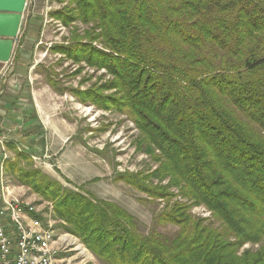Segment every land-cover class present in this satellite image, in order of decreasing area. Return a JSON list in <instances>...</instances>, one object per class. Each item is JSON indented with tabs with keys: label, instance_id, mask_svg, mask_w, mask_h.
Returning <instances> with one entry per match:
<instances>
[{
	"label": "trees",
	"instance_id": "1",
	"mask_svg": "<svg viewBox=\"0 0 264 264\" xmlns=\"http://www.w3.org/2000/svg\"><path fill=\"white\" fill-rule=\"evenodd\" d=\"M55 1L67 5L52 18L93 26L72 27L69 44L52 49L113 76L104 87L115 94L75 95L129 114L159 150L157 170L117 179L163 199L157 222L179 229L142 235L119 205L40 169L15 165L18 179L109 264H264V0ZM198 205L212 216H195Z\"/></svg>",
	"mask_w": 264,
	"mask_h": 264
},
{
	"label": "rangeland",
	"instance_id": "2",
	"mask_svg": "<svg viewBox=\"0 0 264 264\" xmlns=\"http://www.w3.org/2000/svg\"><path fill=\"white\" fill-rule=\"evenodd\" d=\"M35 3L40 2L28 1L25 21L16 39L14 61L23 58L27 68L23 72L24 76L17 75L16 80L17 84L24 86L25 81L32 77L30 87L41 90L47 110L52 113V120L59 125L58 128L54 126L55 130L48 131L42 150H30L14 144L12 153L6 156L5 163L3 161L8 173L2 170L8 182L5 188L14 190L18 199L34 202L44 208L46 220L56 237L65 240L64 246L67 247L60 255L66 264L109 263L89 249L80 237L66 230L67 222L57 215L54 201L43 198L30 186L23 184L18 179L15 165L26 171L40 169L72 191L86 195L90 193L119 205L135 217L136 229L142 235L155 230L169 237L175 236L179 229L177 226L157 222L165 209L163 199L152 198L146 192L117 179L126 171L148 175L157 170L160 165L157 159L159 150H152L144 142L141 130L129 114L98 105L91 98L83 101L82 96L75 95L76 91L89 92L97 87L102 88L103 95H113L115 89L104 87L113 76L104 68L91 66L86 60L78 61L52 49L56 45L69 44L73 38L72 27H78L83 32L93 26L92 23L77 21L70 23L71 28L66 27L50 16V12L61 11L67 5L55 0H46L42 18L30 22V4ZM93 43L102 48L100 42ZM50 73L60 90H55L49 83ZM8 144L4 147L7 148ZM150 182L154 185H169V177L162 181L152 177ZM169 191L178 192L174 186ZM178 198L182 200L180 197L175 199ZM191 212L195 216H212L204 205L194 206ZM215 224L218 225V222ZM258 246L247 243L243 250Z\"/></svg>",
	"mask_w": 264,
	"mask_h": 264
},
{
	"label": "crops",
	"instance_id": "3",
	"mask_svg": "<svg viewBox=\"0 0 264 264\" xmlns=\"http://www.w3.org/2000/svg\"><path fill=\"white\" fill-rule=\"evenodd\" d=\"M39 2L30 4L32 6L30 22L42 18L46 0ZM26 69L23 58L15 62L12 57L9 62H0V199L1 195L3 198L18 199L14 190L5 188L4 185L8 182L2 172L4 170L8 174L4 163L6 156L12 153L14 144H20L30 150H42L44 137L48 131L55 130L59 125L52 120V113L47 110L46 102L41 97V90L30 87L32 77L25 81L24 86L17 84V75L24 76L23 72ZM7 143L9 144L5 148L4 145Z\"/></svg>",
	"mask_w": 264,
	"mask_h": 264
},
{
	"label": "built area",
	"instance_id": "4",
	"mask_svg": "<svg viewBox=\"0 0 264 264\" xmlns=\"http://www.w3.org/2000/svg\"><path fill=\"white\" fill-rule=\"evenodd\" d=\"M21 216L37 219L39 230H46V237H38V230H30L21 223ZM47 229L41 217L31 212L22 202L0 199V264H66L59 250H46Z\"/></svg>",
	"mask_w": 264,
	"mask_h": 264
},
{
	"label": "water",
	"instance_id": "5",
	"mask_svg": "<svg viewBox=\"0 0 264 264\" xmlns=\"http://www.w3.org/2000/svg\"><path fill=\"white\" fill-rule=\"evenodd\" d=\"M29 0H0V62H9L16 46Z\"/></svg>",
	"mask_w": 264,
	"mask_h": 264
},
{
	"label": "bare ground",
	"instance_id": "6",
	"mask_svg": "<svg viewBox=\"0 0 264 264\" xmlns=\"http://www.w3.org/2000/svg\"><path fill=\"white\" fill-rule=\"evenodd\" d=\"M10 202H22V204L30 207L31 212H36L40 215L42 224H44L47 229V237L54 238L46 241V250H59V255L62 251H64V248L67 247L64 246L65 240L63 241L61 238L56 237L55 231L51 229L52 226L46 220L47 217L45 215L44 208H40V206L34 202H29L27 200L10 198ZM21 223H26V226L30 230H38V237H46V230H39V223L37 219H28V216H21Z\"/></svg>",
	"mask_w": 264,
	"mask_h": 264
}]
</instances>
